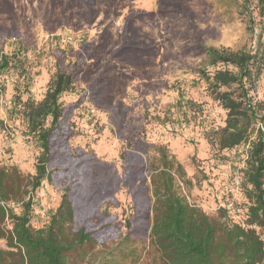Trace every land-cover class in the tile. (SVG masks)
Listing matches in <instances>:
<instances>
[{"label":"rangeland","instance_id":"rangeland-1","mask_svg":"<svg viewBox=\"0 0 264 264\" xmlns=\"http://www.w3.org/2000/svg\"><path fill=\"white\" fill-rule=\"evenodd\" d=\"M177 3L187 17L178 13ZM0 28L10 30L0 34V53H17L19 40L27 48L24 69L12 67L0 76L4 89L0 120L6 125L0 134V167H15L23 176L35 173L38 148L19 117L10 113L14 85L18 75L25 73L29 86L22 98L42 100L56 71L53 54L64 51L66 58L60 68L69 70L68 66L74 65L77 72L73 90L61 97L64 106H72L70 148L82 149L121 176L120 152L138 150L144 158L151 154V145H165L191 179L192 185L184 187L190 204L210 218L219 217L214 193L222 189L225 198L234 173L243 167V150L226 152L231 159L222 164L208 144L210 130L223 126L225 114L209 98L195 72L203 58L198 44L234 51L246 48L253 53L263 50L264 2L0 0ZM118 49L122 52L116 56ZM250 95L255 101L264 100L263 77ZM180 100L188 124L182 121L181 127L173 130L168 121L179 120L176 108ZM187 101L192 104L189 109ZM136 136L145 144L135 145ZM234 155L239 157L232 159ZM60 196L61 190L46 182L35 192L32 229L47 224ZM237 200L236 210L243 201L240 193ZM115 202L117 205L110 207V213L116 215L114 230L103 241L108 247L125 233V219L132 206L128 187H119ZM12 210L19 213L20 207L14 204ZM236 210L234 220L241 216ZM3 227L7 235L9 220ZM140 242L144 250L137 264H153L156 253L149 240ZM0 247L7 250L5 240L0 241Z\"/></svg>","mask_w":264,"mask_h":264},{"label":"trees","instance_id":"trees-1","mask_svg":"<svg viewBox=\"0 0 264 264\" xmlns=\"http://www.w3.org/2000/svg\"><path fill=\"white\" fill-rule=\"evenodd\" d=\"M178 7V13L187 17L183 6ZM1 32L10 30L0 28ZM19 41L17 53H0V76L12 67L24 69L27 48ZM198 48L203 58L195 72L225 114L223 126L210 130L208 144L222 164L231 159L226 152L243 150V167L234 173L241 180L243 201L237 207L241 216L234 220L235 210L221 209L213 219L190 204L184 187L192 185L191 179L165 145H151V154L144 158L138 150L120 152L121 176L82 149H71L72 106H64L61 97L73 90L77 72L74 65L60 68L66 53L57 50L56 71L42 100L22 98L29 86L25 73L14 85L10 113L19 117L38 156L33 175L0 167V241L5 240L7 248L0 247V264H137L144 250L140 240L146 238L156 253L153 264H264V100L255 101L250 95L264 78V49L253 53L246 48L234 51L202 44ZM121 52L118 49L114 55ZM3 92L0 85V106ZM181 102L176 108L179 120L168 121L173 130L182 121L188 124ZM186 105L189 109L192 104ZM5 130L0 120V134ZM134 141L137 146L144 142L137 136ZM44 182L61 190L60 201L47 224L34 230L33 198ZM121 185L129 188L132 206L125 233L108 247L103 241L116 221L110 207L117 205L115 194ZM216 191L214 196L225 200L224 191ZM1 203L16 204L20 212ZM5 220L11 224L7 235Z\"/></svg>","mask_w":264,"mask_h":264},{"label":"built area","instance_id":"built-area-1","mask_svg":"<svg viewBox=\"0 0 264 264\" xmlns=\"http://www.w3.org/2000/svg\"><path fill=\"white\" fill-rule=\"evenodd\" d=\"M247 149V146H246ZM240 176L239 174H235V176L233 177L232 183L231 185L225 190V200H223L221 197H217V209L221 210V209H233L236 210V205H237V197L239 194V190H240ZM2 206H5L7 208H13L14 205L13 204H7L4 205V203H1ZM237 212H239V210H236Z\"/></svg>","mask_w":264,"mask_h":264}]
</instances>
